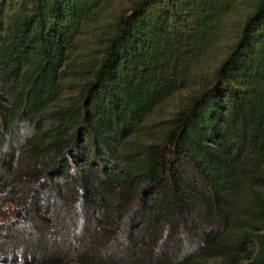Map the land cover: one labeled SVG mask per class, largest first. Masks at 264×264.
<instances>
[{
  "label": "trees",
  "instance_id": "16d2710c",
  "mask_svg": "<svg viewBox=\"0 0 264 264\" xmlns=\"http://www.w3.org/2000/svg\"><path fill=\"white\" fill-rule=\"evenodd\" d=\"M0 196L15 263L264 264V0H0Z\"/></svg>",
  "mask_w": 264,
  "mask_h": 264
},
{
  "label": "rangeland",
  "instance_id": "374dc122",
  "mask_svg": "<svg viewBox=\"0 0 264 264\" xmlns=\"http://www.w3.org/2000/svg\"><path fill=\"white\" fill-rule=\"evenodd\" d=\"M171 108H173V106H171ZM171 108L168 109V111H167L168 114H169V112L172 111ZM2 200H4V199L0 196V201H2ZM7 206H8L7 204L6 205L4 204L3 207L0 206V216H2L4 213H6V211H7L6 207ZM2 225H3V223L0 221V229H1ZM17 255H18L17 252H11L10 256H8L7 258H6V256L4 258L0 257V264H20L18 258H17L18 263H15L16 261H14V256H17ZM211 264H216V262H211Z\"/></svg>",
  "mask_w": 264,
  "mask_h": 264
}]
</instances>
